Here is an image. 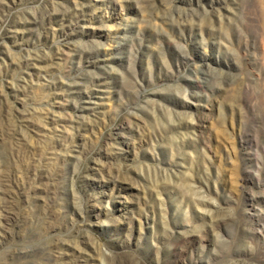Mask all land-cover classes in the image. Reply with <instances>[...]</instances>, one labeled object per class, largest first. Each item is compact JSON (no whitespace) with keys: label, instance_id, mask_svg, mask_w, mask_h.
<instances>
[{"label":"rangeland","instance_id":"obj_1","mask_svg":"<svg viewBox=\"0 0 264 264\" xmlns=\"http://www.w3.org/2000/svg\"><path fill=\"white\" fill-rule=\"evenodd\" d=\"M0 264H264V0H0Z\"/></svg>","mask_w":264,"mask_h":264}]
</instances>
